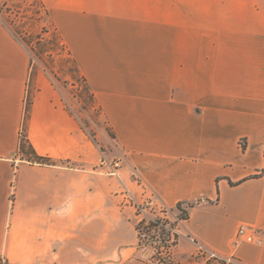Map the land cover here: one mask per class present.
Wrapping results in <instances>:
<instances>
[{
    "label": "crops",
    "instance_id": "obj_1",
    "mask_svg": "<svg viewBox=\"0 0 264 264\" xmlns=\"http://www.w3.org/2000/svg\"><path fill=\"white\" fill-rule=\"evenodd\" d=\"M39 1L111 135L84 130L0 18V254L147 264L134 205L152 200L187 211L172 264H203L197 243L264 264V242L237 240L264 235V0ZM28 94L26 135L56 164L18 156Z\"/></svg>",
    "mask_w": 264,
    "mask_h": 264
},
{
    "label": "rangeland",
    "instance_id": "obj_2",
    "mask_svg": "<svg viewBox=\"0 0 264 264\" xmlns=\"http://www.w3.org/2000/svg\"><path fill=\"white\" fill-rule=\"evenodd\" d=\"M0 18L27 48L32 72L43 69L48 73L60 89L66 107L79 118L84 130L93 137L100 129L111 135L96 100L90 103L82 81L84 76L50 23L43 4L39 0H0ZM143 248L148 261V247Z\"/></svg>",
    "mask_w": 264,
    "mask_h": 264
},
{
    "label": "built area",
    "instance_id": "obj_3",
    "mask_svg": "<svg viewBox=\"0 0 264 264\" xmlns=\"http://www.w3.org/2000/svg\"><path fill=\"white\" fill-rule=\"evenodd\" d=\"M109 166L110 168L115 167L113 163ZM134 208L138 217L136 230L139 245L142 248L148 247L147 264L169 263L172 260L178 237L182 235L180 224L186 219L182 216V211H186L185 206L181 205L179 209L148 200L136 203ZM237 240L260 245L264 242V235L254 227L240 225ZM192 258L200 260L203 264H240L233 255L221 254L201 243H197Z\"/></svg>",
    "mask_w": 264,
    "mask_h": 264
},
{
    "label": "trees",
    "instance_id": "obj_4",
    "mask_svg": "<svg viewBox=\"0 0 264 264\" xmlns=\"http://www.w3.org/2000/svg\"><path fill=\"white\" fill-rule=\"evenodd\" d=\"M73 63H74V65L76 64L74 59H73ZM82 81L84 84V88L87 90V92L89 94L90 103H95L94 94L91 91L85 77H82ZM30 103H31V97H30V94H28L27 98H26V103H25L24 120H23L22 130L20 133L17 153L19 154L20 159L28 161L30 163H38V164H43V165L56 164L57 163L56 160H54L50 157L42 156V155L38 154L34 150V148L32 147V145H31V143H30V141L26 135V120L28 117V111H29ZM262 172H264V168L262 169ZM181 205H182V203H178L176 205V207L180 209ZM192 205H193V203H189V206H192ZM182 216H184V218H187V211L183 210ZM0 264H11V263L4 256H2L0 254Z\"/></svg>",
    "mask_w": 264,
    "mask_h": 264
}]
</instances>
